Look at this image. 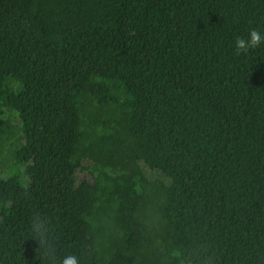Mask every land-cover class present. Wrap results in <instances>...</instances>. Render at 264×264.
Segmentation results:
<instances>
[{
	"label": "trees",
	"instance_id": "obj_1",
	"mask_svg": "<svg viewBox=\"0 0 264 264\" xmlns=\"http://www.w3.org/2000/svg\"><path fill=\"white\" fill-rule=\"evenodd\" d=\"M264 0H0V264H264ZM79 173L83 174L80 179Z\"/></svg>",
	"mask_w": 264,
	"mask_h": 264
},
{
	"label": "clouds",
	"instance_id": "obj_2",
	"mask_svg": "<svg viewBox=\"0 0 264 264\" xmlns=\"http://www.w3.org/2000/svg\"><path fill=\"white\" fill-rule=\"evenodd\" d=\"M262 41H264V36L258 30L251 29L247 38L244 36L236 37L235 54H246L250 49L258 48ZM30 231L33 241L38 244V248L49 258L50 264H54L52 252L54 243L48 221L38 214L33 216ZM59 264H78V258L67 254L60 260Z\"/></svg>",
	"mask_w": 264,
	"mask_h": 264
},
{
	"label": "rangeland",
	"instance_id": "obj_3",
	"mask_svg": "<svg viewBox=\"0 0 264 264\" xmlns=\"http://www.w3.org/2000/svg\"><path fill=\"white\" fill-rule=\"evenodd\" d=\"M79 177H80V179H82L84 176L82 173H79Z\"/></svg>",
	"mask_w": 264,
	"mask_h": 264
}]
</instances>
